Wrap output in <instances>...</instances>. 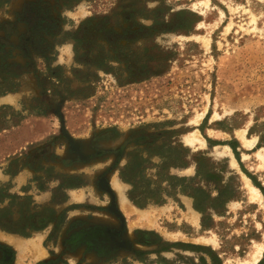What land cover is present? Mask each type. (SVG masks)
<instances>
[{
	"label": "rangeland",
	"instance_id": "obj_1",
	"mask_svg": "<svg viewBox=\"0 0 264 264\" xmlns=\"http://www.w3.org/2000/svg\"><path fill=\"white\" fill-rule=\"evenodd\" d=\"M262 148L264 0H0V264H264Z\"/></svg>",
	"mask_w": 264,
	"mask_h": 264
},
{
	"label": "trees",
	"instance_id": "obj_2",
	"mask_svg": "<svg viewBox=\"0 0 264 264\" xmlns=\"http://www.w3.org/2000/svg\"><path fill=\"white\" fill-rule=\"evenodd\" d=\"M25 14H26V12L24 13V15ZM82 31H81V33H82ZM80 35L81 34L77 35L76 38H75V40H76V48L75 49H76V53H77V60H80L79 44H80V40L82 38ZM15 66L17 68H19L20 70H22V71L27 69V67H24V66H22L20 64H17ZM35 70H37V68ZM51 70H53L52 71L53 73H61L62 76L59 75V77L61 79H63V80H67L63 76V73H62L63 71L61 72V67L60 66L56 67L55 70L54 69H51ZM20 73L13 72L12 75L13 76H17ZM38 78H40V76ZM40 83H41V81H40ZM171 149H177L179 151V155L177 157H175V158H180V159H175L173 161H170L168 164L163 165L162 167H160V169L157 171V174L155 175V179H153V177L145 176V174H143V172L141 173L143 175V179L142 180L137 179L136 175L134 177H131V176L126 177L125 175L122 174L123 175L122 176L123 179L132 185V189L130 191V198L138 207L144 208L149 203H157V204L163 203L164 202V193L167 191V188H165L162 185L164 181H168L169 183L172 182V184H171L172 186H175V183H173V182L184 183V182L191 181V179H189L188 177H179V176H176V175H171L169 172H167V173L163 172V170L169 169L170 167H187V158H188V155L190 153V149L187 148V147H184V145L182 143H177L176 145L172 146ZM142 185L146 189L153 188L154 190L152 192H150V193H146L144 195H139L136 192H137L138 188L140 186H142ZM181 186H183V185L181 184ZM187 186L188 185L183 186V188L181 189V192L185 193V194H188L190 196H193L194 199H195V204H194L195 209H197L200 212H204L205 210H204L203 207H201V203H200V200H199L200 198L198 199L197 196L199 195L198 193L204 194V195H206L208 197H209V195L206 194V191L202 187H196L194 189L195 193L189 192V190H187ZM47 210L48 211H52L51 208H47ZM4 212H5V209H1L0 210V225H1V227L3 229H5V230L16 232V233H20L22 235L28 236L27 231L15 230L11 226H9V224H11V223L7 219H4L5 217L2 214ZM50 221H51V218H49L46 222H44L43 224H40V225L39 224L38 225L37 224H32V225H30L29 229L30 230L42 229ZM11 222H13V221L11 220Z\"/></svg>",
	"mask_w": 264,
	"mask_h": 264
},
{
	"label": "bare ground",
	"instance_id": "obj_3",
	"mask_svg": "<svg viewBox=\"0 0 264 264\" xmlns=\"http://www.w3.org/2000/svg\"><path fill=\"white\" fill-rule=\"evenodd\" d=\"M245 131H246V130H245ZM245 131L240 132V137H241V140H242V142H243V145H244L245 147H247V148H253V147L255 146V140L246 137V136H245ZM199 141L204 142V139H202V138L199 137L198 135L195 136V137L192 138V139H188V140H187V142H188L189 144H195V143H197V142H199ZM262 149H264V148H262ZM262 149H260L257 153H259ZM223 152H224V151H223ZM216 153H217V151H216ZM225 154H226V153H225ZM258 155L260 156V158H261L262 161L264 162V154L259 153ZM231 158H233V157H231ZM233 161L236 162L235 158H233ZM247 181H248V186H249V189H250V192H251V197H252V198H256V197L259 198V197H261L262 194H261L260 190H259L258 188H256L254 185H252V184L249 182L248 179H247ZM261 254H262V247L259 249V251L257 252V254H256L255 257H254V261H255V263L259 260Z\"/></svg>",
	"mask_w": 264,
	"mask_h": 264
},
{
	"label": "crops",
	"instance_id": "obj_4",
	"mask_svg": "<svg viewBox=\"0 0 264 264\" xmlns=\"http://www.w3.org/2000/svg\"><path fill=\"white\" fill-rule=\"evenodd\" d=\"M240 140H241V138H240ZM241 142H242V140H241ZM242 144H243V142H242ZM244 146V145H243ZM245 147V146H244ZM255 147V146H254ZM254 147L253 148H247V149H254ZM248 180H249V178H247ZM249 182H250V180H249ZM251 183V182H250ZM252 184V183H251ZM253 185V184H252ZM256 187V186H255ZM257 188V187H256ZM259 189V188H258ZM181 201L183 202V204H185L184 206H185V209H190V208H193V203H192V201H191V199L190 198H188L187 196H181ZM166 204H164V205H160L159 206V208H158V212H160V213H165V214H168V211H170V208L168 207V206H165ZM140 210H143V209H141V208H139ZM188 221H189V223L192 225V226H195L197 223H199V217L196 215V214H194V215H192L190 218H188ZM110 223H112V221L110 220ZM113 225H116V224H113Z\"/></svg>",
	"mask_w": 264,
	"mask_h": 264
}]
</instances>
